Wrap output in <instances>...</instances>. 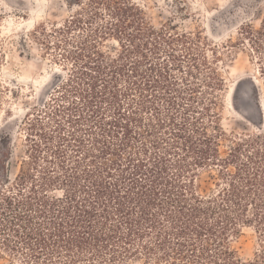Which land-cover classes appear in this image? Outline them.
Here are the masks:
<instances>
[{
  "label": "trees",
  "instance_id": "trees-1",
  "mask_svg": "<svg viewBox=\"0 0 264 264\" xmlns=\"http://www.w3.org/2000/svg\"><path fill=\"white\" fill-rule=\"evenodd\" d=\"M66 6L32 34L66 75L20 122L13 179L0 141V252L20 264H264V133L224 131L217 68L222 51L248 58L264 124V18L218 45L153 26L140 0ZM244 228L260 242L249 261L234 246Z\"/></svg>",
  "mask_w": 264,
  "mask_h": 264
},
{
  "label": "rangeland",
  "instance_id": "rangeland-1",
  "mask_svg": "<svg viewBox=\"0 0 264 264\" xmlns=\"http://www.w3.org/2000/svg\"><path fill=\"white\" fill-rule=\"evenodd\" d=\"M66 1L0 0V81L5 88L0 110V141L5 145L9 143L8 150L12 153L7 166V176L11 179L18 172L24 151L23 134L18 129L20 122L28 109L41 105L66 75L45 46L34 41L32 34L41 24L46 27L60 25L69 15ZM140 1L146 6L153 26L159 28L170 21L178 30L201 32L203 37L218 45L234 41L242 24L258 27L264 18V0ZM221 54L217 68L227 79L228 86L222 102V128L236 137L254 134L259 129L264 133L261 107L254 91L255 67L238 49ZM161 58L169 61L165 55ZM259 243L254 230L244 228L234 246L241 259L249 261ZM0 264L20 263L18 258L0 252ZM129 264L143 263L132 261Z\"/></svg>",
  "mask_w": 264,
  "mask_h": 264
}]
</instances>
